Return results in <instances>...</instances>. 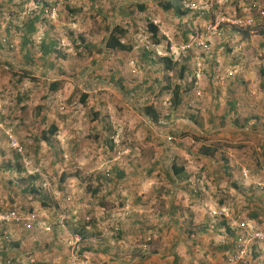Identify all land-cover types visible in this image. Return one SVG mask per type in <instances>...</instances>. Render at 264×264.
Instances as JSON below:
<instances>
[{"label":"rangeland","instance_id":"374dc122","mask_svg":"<svg viewBox=\"0 0 264 264\" xmlns=\"http://www.w3.org/2000/svg\"><path fill=\"white\" fill-rule=\"evenodd\" d=\"M166 1L0 0V208L29 222L0 225V264H184L173 261L178 242L167 248L172 236L184 249L194 246L182 226L165 235L159 256L158 233L121 213L141 215L147 206L156 221V209L167 211L172 198L183 210L220 207L210 184L216 175L222 188L230 183L223 164L254 159L259 137L240 129L242 108L224 114L242 89L238 61L249 81L264 67L257 15L264 0H179L176 11L164 9ZM116 25L129 51L102 48ZM43 39L55 40V50L43 55ZM163 56L171 57L170 70ZM147 105L156 119L144 114ZM51 124L56 133L43 139ZM201 145L217 150L207 157ZM172 162L187 176L171 186L162 181ZM215 213L210 221L193 216L189 227H217ZM81 224H88L85 238L72 233Z\"/></svg>","mask_w":264,"mask_h":264},{"label":"crops","instance_id":"0c3cea01","mask_svg":"<svg viewBox=\"0 0 264 264\" xmlns=\"http://www.w3.org/2000/svg\"><path fill=\"white\" fill-rule=\"evenodd\" d=\"M242 38L244 40L246 37L244 38V36H242ZM236 59L237 57L235 56L234 60ZM232 66L234 67L235 65ZM232 66L230 67L232 68ZM237 67V70L240 73L236 77L239 78L243 76L244 78H242L239 82L236 81L237 83H239V85L242 86V89L238 95L230 100H226L228 108L224 116L228 114L227 116L229 117L231 109H234L235 106L238 105L240 107L239 109L242 108V116L244 117L240 129H242V131L253 133L254 136H258L260 139L258 138V143H256L255 145L253 160L242 161L240 159L234 163V160L232 159L230 163L227 162L226 164H223L222 174L225 177L224 181L227 182L229 180V184L227 183L225 187L222 188L223 185H220L222 181H219L216 178L217 175L214 177V181H212L210 184L213 186L215 185L214 190H218L219 193L223 192L222 194H224V200L226 203H231V205L230 203L228 204L229 216H226L227 218L224 221L225 224H219L217 227H215V224V226H213L212 228H209L210 225H213L211 223H207L208 225H206V223H203V227H192L196 224L189 227V224H191L192 221L191 218L193 216L197 218V216L200 217V215H205L206 218L210 221L208 216L211 217V214L209 211L218 209L220 210V208H223L224 206L221 205L220 207H216L213 209L212 207L215 206L214 204L208 203L207 205L206 203V207L198 206V208L193 209L194 207L191 205L192 209L186 208V210H183L178 206L175 207L177 201L174 200V198L170 199V206L168 207L167 211H163V207L160 209H156V215L158 217L156 221L154 219L155 215L154 213H152L154 208L152 210H149L147 209V206H145V208H141V215H135L131 213L130 210L125 211L127 215L125 212L121 213L126 217L133 215L134 217L142 219V222L145 221V224H147V227L145 229H150V234H152L153 236L155 232L158 233L157 235L160 236V238L155 242L154 246L157 249L155 253L159 256H162L161 251H163L165 249V246H167L164 243L165 235H171L169 230H175V234H177V232L181 230L179 225L182 226L183 229L181 233H188L185 238L186 240L192 241V245L194 246L184 249V245L181 244V240H178L176 236H172L170 238L172 242L169 246H167V248H170L172 245H176V242H178L179 248L178 251L175 252V260H173L176 261V263L226 264L225 255L234 251L233 229L236 222V217H238L239 214L245 216L248 221L264 227V77L261 73V70H264V67L258 70L259 75L253 76V80L251 79V81L247 79L250 78V75L244 74V71L239 65V61ZM220 98L222 99V97ZM230 101H233V108L230 104ZM216 150V148L211 149V151L213 152ZM201 151L202 149L200 148V153H202ZM212 155L213 153L204 156L210 157ZM225 160L227 161V159ZM182 174L184 177L187 176L184 170ZM177 177L178 176L172 174L171 176H168L166 180L163 179L165 181H162V183H168L172 186L177 183ZM146 182H148V180H146ZM160 183L161 182H159L158 184ZM157 186L158 185H155V187ZM217 186H220V188L222 189H218ZM209 190L212 191V189ZM159 193H161V191H158V194ZM230 195L234 196V199L230 200ZM207 201H209V199ZM188 215L189 217H186ZM162 217L163 219H161ZM164 217H166V222L164 221ZM169 220L170 222H168ZM150 222L154 223L149 225ZM173 222L177 224L174 226ZM171 223H173V226L169 228L168 226ZM189 233H193L192 235H195L193 240L190 239ZM150 236L151 235H148L147 238H149ZM188 242L189 241H186V243ZM171 252H173L172 249ZM251 254L252 257L248 258L250 259L249 264H264V250L261 247L253 246Z\"/></svg>","mask_w":264,"mask_h":264},{"label":"trees","instance_id":"16d2710c","mask_svg":"<svg viewBox=\"0 0 264 264\" xmlns=\"http://www.w3.org/2000/svg\"><path fill=\"white\" fill-rule=\"evenodd\" d=\"M179 0H168L166 1V3L163 5V8L164 9H169V8H173L175 11L176 9L178 8V3ZM139 9L140 10H143L144 7L142 5L139 6ZM180 12H185V11H180ZM180 14V13H179ZM39 19V16L38 15H34L32 17V19H30V21L28 22L27 24V31L29 33H32L34 30H35V27H34V23ZM264 21V20H263ZM256 27V25H255ZM148 28L152 34V36L154 37V41L157 43L159 42V39L157 38V27L156 25H154L153 23L149 22L148 23ZM247 30V29H246ZM246 30H243L241 29V31L244 33V38L247 36V31ZM259 33L262 34V36H264V24L263 25H260L259 26ZM126 31L125 29H122L121 27L119 26H114L112 27V29L110 30V32L108 33L107 37H105L102 41L103 43L101 42V46H103L102 48H106V49H111V50H125V51H129L132 46L131 45H127L125 44L122 40H121V36L125 35ZM28 38H25V41L23 44H26V42H28ZM56 43L55 40H52V41H45L44 39L42 41H40V45H39V48L41 50V53L43 55L45 54H48L50 52H52L54 49V44ZM90 44H86V47H89ZM101 48V49H102ZM99 49V50H101ZM161 58V62L164 63V66H165V69L167 70H170L172 67H173V63L171 61V57H167V56H163V57H160ZM261 73L263 74V77H264V70H261ZM56 82L55 81H52L51 84H50V90H55L56 89ZM86 95H83L82 96V100L84 101ZM172 99H173V103L174 105H178L180 102H181V94H180V87L175 85L174 88H173V91H172ZM234 101V99H233ZM233 101H230V104L233 108L234 104H232ZM230 106V108H231ZM143 112L144 114H146L147 116H150L152 119H156L157 115H158V112L157 110L155 109V107L153 105H147V106H144L143 108ZM57 131V126L55 124H51L49 126V128L47 129V134L46 135V132L43 131L42 132V138L43 139H46L49 135H53L55 134ZM201 149H202V154L204 155H208V154H211L213 153V151H211L210 147L209 146H204V145H201ZM171 170H172V174L175 175V176H180L181 173L183 172V167H180V166H177L175 164V162H172L171 164ZM168 176H171V174H168ZM223 192H221L220 194V199H218V204L219 205H222V206H227L229 207V203H226L225 200H224V194H222ZM229 198H231L230 200L234 199V196L230 195ZM225 202V203H224ZM222 209V207L220 208V210ZM220 210H217V211H220ZM220 217H221V223H224L225 224V220H226V216L224 214H218ZM217 215V216H218ZM219 225V224H218ZM88 224H81L80 227L77 226V228H72V233L74 234H77L79 235L80 237H87L89 234L87 232H89L86 228H87ZM234 238V237H233Z\"/></svg>","mask_w":264,"mask_h":264},{"label":"built area","instance_id":"2783aa9c","mask_svg":"<svg viewBox=\"0 0 264 264\" xmlns=\"http://www.w3.org/2000/svg\"><path fill=\"white\" fill-rule=\"evenodd\" d=\"M258 19L260 21L264 20V10L260 9L257 13ZM217 19V18H216ZM213 27L208 25V31L212 30ZM184 48V47H183ZM217 212V211H215ZM212 212L211 214L215 215L216 213ZM219 214H224L229 216V207L224 206ZM24 221V226H29V222L26 223L25 219H22L19 213L14 209H2L0 208V225H6L13 223L15 225H20ZM234 251L229 253L226 257V264H245L246 258L251 254L253 246H259L264 250V227L259 226L251 221H248L245 216L241 214L236 217V222L234 225ZM5 236L6 231L3 233ZM79 241V237H76ZM4 239V238H3ZM6 239V238H5ZM4 239V240H5ZM71 261H76L75 257ZM5 264H10V261H6Z\"/></svg>","mask_w":264,"mask_h":264}]
</instances>
